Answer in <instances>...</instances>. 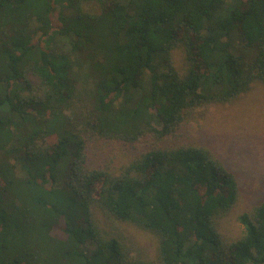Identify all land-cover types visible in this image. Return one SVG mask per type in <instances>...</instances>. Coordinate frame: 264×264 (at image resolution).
<instances>
[{"label": "trees", "instance_id": "trees-1", "mask_svg": "<svg viewBox=\"0 0 264 264\" xmlns=\"http://www.w3.org/2000/svg\"><path fill=\"white\" fill-rule=\"evenodd\" d=\"M81 80L93 106L77 119ZM258 82L264 0H0V264H41L55 227L93 247L82 264H264V199L227 235L238 174L185 130ZM91 137L140 149L96 163ZM99 213L154 234L155 256Z\"/></svg>", "mask_w": 264, "mask_h": 264}, {"label": "rangeland", "instance_id": "rangeland-1", "mask_svg": "<svg viewBox=\"0 0 264 264\" xmlns=\"http://www.w3.org/2000/svg\"><path fill=\"white\" fill-rule=\"evenodd\" d=\"M179 66L183 63L181 51L174 52ZM80 93L72 102L69 113L75 118L93 106L88 94L90 86L84 80L76 82ZM185 130L197 142L208 145L235 170L242 187V195L235 210L223 220V231L238 237L245 228L239 216L253 210L264 199V84L258 82L253 89L236 101L200 107L185 125ZM140 147L121 142L107 141L91 137L90 151L96 163L112 161L113 165L125 163ZM70 156L66 158V161ZM105 231L122 240L132 256L152 258L158 247V238L133 225L122 223L113 217L99 213ZM42 249L35 258L41 264H82L81 254H89L90 245L73 243L59 227H55L50 237L42 241ZM78 252L80 256L73 254ZM8 257H17L20 252L11 250Z\"/></svg>", "mask_w": 264, "mask_h": 264}]
</instances>
